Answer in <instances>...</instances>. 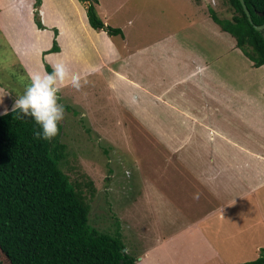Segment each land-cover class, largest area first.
I'll use <instances>...</instances> for the list:
<instances>
[{"label":"crops","instance_id":"0c3cea01","mask_svg":"<svg viewBox=\"0 0 264 264\" xmlns=\"http://www.w3.org/2000/svg\"><path fill=\"white\" fill-rule=\"evenodd\" d=\"M34 3L0 0L2 42L29 77L45 71L43 61L51 67L65 64L74 73L72 63L82 67L80 75L104 76L129 115V127L151 135L163 165L170 168V176H160L171 184L162 195L153 182H143V190L154 202L157 234L163 242L187 237L224 264H240L231 256L236 253L244 263L255 259L264 248V103L255 100L258 91L235 90L229 83L222 68L225 61L210 54L208 29H197L200 40H195L190 27L135 48L120 29L123 45L118 47L115 36L89 26L85 6L77 0H41L44 29L35 24ZM122 5L110 0L105 6L97 0L96 11L113 28L110 18ZM53 29L58 31L59 52L43 56L52 46ZM243 58L237 59L240 70L239 79L233 77L235 84L245 78ZM0 87L4 88L2 83ZM7 100L9 95L0 103V115L12 110L14 104ZM162 226L170 230L163 232ZM244 231L251 238L248 254L239 249L235 237ZM214 243L226 244L224 253ZM136 259V264H167L147 254Z\"/></svg>","mask_w":264,"mask_h":264},{"label":"rangeland","instance_id":"374dc122","mask_svg":"<svg viewBox=\"0 0 264 264\" xmlns=\"http://www.w3.org/2000/svg\"><path fill=\"white\" fill-rule=\"evenodd\" d=\"M109 1L100 0L105 6ZM117 1L123 5L117 14L112 15L110 22L116 26L113 28L124 32L130 47L151 44L190 27L192 34L196 35L195 40H200L197 29L206 27L207 35L212 38L210 54L214 60L225 61L222 68L229 83L237 87L235 90H245L246 93L258 91L260 96L255 100L264 103L261 95L264 93V78L261 77L264 66L261 69L253 68L243 54L236 47L233 48V38L221 32L208 16V9L211 8L219 18L231 19L233 12L224 0ZM121 38L120 35L114 37L118 47L123 45ZM1 39L0 59H3L1 68L4 73L3 80L0 75V83L11 93L7 101L12 106L14 100L24 93L30 80L26 71L17 64L7 43ZM241 58L244 59L245 78L240 77L242 82L235 84L233 77L239 79L236 73L240 70L237 59L240 62ZM69 65L74 67V74L80 76L83 87L76 90L70 81H66L58 93L59 103L66 107L60 134L66 154L59 166L71 182L81 184L90 206V225L100 232L113 234L118 223L124 249L133 257L140 258L144 254L149 258L157 256L167 264H189L191 261L197 264H224L205 246L193 245L187 237H182L180 242H163L162 236L157 234L159 227L154 202L143 190L146 180L160 188L161 195L165 186H171L160 178L164 174L170 176V168L163 165L159 147L151 135L129 127V115L113 97L104 76L98 72L80 75L81 66ZM85 80L86 84L83 83ZM86 182L93 183V195L86 190ZM160 228L163 232L170 230V227ZM247 232L234 234L240 242L239 249L244 253L247 250L248 254L251 251V238L245 237ZM225 245L219 243L216 246L224 253ZM231 256L235 261L237 257L240 264L244 263L240 260L241 255L236 253Z\"/></svg>","mask_w":264,"mask_h":264},{"label":"trees","instance_id":"16d2710c","mask_svg":"<svg viewBox=\"0 0 264 264\" xmlns=\"http://www.w3.org/2000/svg\"><path fill=\"white\" fill-rule=\"evenodd\" d=\"M85 6L89 26L108 36H122L120 29L106 25L96 11L97 0H77ZM232 10L231 19H222L208 9L218 28L230 35L236 48L252 63L264 65V37L253 25L264 24V0H243L252 24L239 0H224ZM41 0L33 6L38 29ZM58 31L53 29L52 46L43 56L59 52ZM44 69L52 71L45 63ZM66 108V107H64ZM37 126L31 118H17L9 111L0 115V264H136L126 251L116 223L107 234L89 223L90 206L81 184L71 182L60 169L66 147L60 134L51 141L34 138ZM89 195L95 188L84 183ZM244 264H264V248Z\"/></svg>","mask_w":264,"mask_h":264},{"label":"clouds","instance_id":"9594fccd","mask_svg":"<svg viewBox=\"0 0 264 264\" xmlns=\"http://www.w3.org/2000/svg\"><path fill=\"white\" fill-rule=\"evenodd\" d=\"M30 83L24 93L16 98L12 112L17 118H31L37 130L33 135L36 139L51 141L60 134V124L65 119L64 105L59 103L58 93L66 81L76 90L83 87L80 76L71 73L65 64H55L52 71L38 72L30 75ZM84 84L87 83L85 80ZM11 95L5 88L0 87V103L5 96ZM3 115H7L5 110ZM222 209L220 210L222 215Z\"/></svg>","mask_w":264,"mask_h":264},{"label":"water","instance_id":"95a60500","mask_svg":"<svg viewBox=\"0 0 264 264\" xmlns=\"http://www.w3.org/2000/svg\"><path fill=\"white\" fill-rule=\"evenodd\" d=\"M239 2H240L241 6H242V8L244 10L245 15L247 16L248 21L252 24L250 13L248 12V9H247L244 1L243 0H239ZM253 28L255 29V31L262 33V35L264 37V24L259 25V26L253 25ZM125 251L126 250L123 249V252H125Z\"/></svg>","mask_w":264,"mask_h":264}]
</instances>
